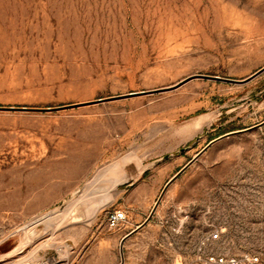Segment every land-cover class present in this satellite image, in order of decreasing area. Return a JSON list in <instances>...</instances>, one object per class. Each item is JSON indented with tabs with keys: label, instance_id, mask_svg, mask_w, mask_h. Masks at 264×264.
Here are the masks:
<instances>
[{
	"label": "rangeland",
	"instance_id": "374dc122",
	"mask_svg": "<svg viewBox=\"0 0 264 264\" xmlns=\"http://www.w3.org/2000/svg\"><path fill=\"white\" fill-rule=\"evenodd\" d=\"M263 66L264 0H0V264L121 263L167 181L245 129L168 187L123 264H190L214 229L211 251L264 264V72L180 84Z\"/></svg>",
	"mask_w": 264,
	"mask_h": 264
},
{
	"label": "built area",
	"instance_id": "2783aa9c",
	"mask_svg": "<svg viewBox=\"0 0 264 264\" xmlns=\"http://www.w3.org/2000/svg\"><path fill=\"white\" fill-rule=\"evenodd\" d=\"M127 218L125 210H113L108 213V223L110 226H117ZM221 238L219 229L212 230L203 237L196 245L190 264H261L260 256L257 253H223L213 252L209 245L213 241Z\"/></svg>",
	"mask_w": 264,
	"mask_h": 264
},
{
	"label": "water",
	"instance_id": "95a60500",
	"mask_svg": "<svg viewBox=\"0 0 264 264\" xmlns=\"http://www.w3.org/2000/svg\"><path fill=\"white\" fill-rule=\"evenodd\" d=\"M262 72H264V66L262 68H260L259 70H257L255 73H253L252 75H250L249 77L245 78V79H230V78H224V77H221V76H218V75H207V74H195V75H192V76H189L187 77L186 79H184L180 84H183L191 79H194V78H201V79H209V80H221V81H226V82H231V83H245V82H248L250 81L251 79H253L254 77H256L257 75L261 74ZM162 89H157V90H153V91H136V92H131V93H128L126 95H119V96H114V97H109V98H100L94 102L96 103H102V102H106L108 100H116V99H123V98H128V97H133V96H138V95H141V94H147V93H150V92H159L161 91ZM77 104L75 105H67V106H61V107H55V108H52V107H49L47 109L49 110H52V109H60V108H64V107H71V106H76ZM13 108V107H12ZM0 109H5V107H1L0 106ZM22 109H27L26 107L25 108H22ZM245 130H249V129H245ZM245 130H236V131H231V132H228V133H225L213 140H211L200 152H198L186 165H184L177 173H175L166 183V185L164 186L159 198L157 199L154 207L152 208L150 214L148 215V217L145 219L144 222H142L140 225H138L135 229H133L132 231H130L129 233H127L122 241H121V245H120V251H121V255H122V262L120 264L123 263V244H124V241L130 237L132 234H134L136 231H138L139 229H141L142 227H144L150 220L151 218L153 217L157 207L159 206L165 192L167 191L168 187L191 165L193 164L211 145H213L214 143H216L217 141L231 135V134H235V133H239V132H243ZM167 157V156H166ZM165 157V158H166Z\"/></svg>",
	"mask_w": 264,
	"mask_h": 264
},
{
	"label": "bare ground",
	"instance_id": "6f19581e",
	"mask_svg": "<svg viewBox=\"0 0 264 264\" xmlns=\"http://www.w3.org/2000/svg\"><path fill=\"white\" fill-rule=\"evenodd\" d=\"M204 121V120H203ZM202 121V122H203ZM198 122H200V124L202 123L201 121H198ZM199 124V123H198ZM204 124V123H203ZM23 258V257H22ZM33 260L34 259H32V258H30V259H27V260H21V261H19L18 263H12V264H34L33 263Z\"/></svg>",
	"mask_w": 264,
	"mask_h": 264
},
{
	"label": "crops",
	"instance_id": "0c3cea01",
	"mask_svg": "<svg viewBox=\"0 0 264 264\" xmlns=\"http://www.w3.org/2000/svg\"><path fill=\"white\" fill-rule=\"evenodd\" d=\"M122 256V255H121ZM123 260H124V258H123ZM122 262V261H121ZM120 264V263H119ZM123 264V263H122Z\"/></svg>",
	"mask_w": 264,
	"mask_h": 264
}]
</instances>
